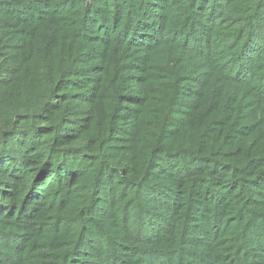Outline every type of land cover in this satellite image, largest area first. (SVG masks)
Masks as SVG:
<instances>
[{
    "label": "rangeland",
    "instance_id": "374dc122",
    "mask_svg": "<svg viewBox=\"0 0 264 264\" xmlns=\"http://www.w3.org/2000/svg\"><path fill=\"white\" fill-rule=\"evenodd\" d=\"M255 1L258 0H219L223 11L231 10L223 19L217 15L215 24L207 17L209 10L216 5L214 0H49L39 3L30 0L29 4L17 9L21 15H34L37 20L32 26L13 22L16 24L14 28L0 27V86L3 84L6 87L0 95V103L7 97L12 100V104L7 101L9 105L0 106L1 115L13 108L36 111L49 89L55 85L57 77L49 81L39 80L43 85L39 88H28L24 78H21L23 71L30 69L32 56H28V50L33 44L39 54H44L45 50L49 53L51 60L48 68H56L53 66L54 59L66 60L68 65L74 45L80 44L83 51L90 50L94 55L90 57L92 66L86 74L95 78L88 80V88L76 85L77 80L71 75H62L65 84L60 91L63 92H55L51 98L54 103L52 113L49 111L45 123L41 119L34 120V114H27L26 119L34 120L36 126L32 128L33 122L25 123L19 128L27 129L0 134V264L34 263L29 256L16 258L20 234H27L30 240V233L17 223L6 221L1 215L4 210L14 211L16 208L15 203L20 198V195L14 198L16 188L23 193L27 185L38 184L39 180L52 188L50 199H46L49 206L43 221L46 222L45 230L49 229L51 236H40L27 245L38 242L39 246H34L42 248L47 238L51 240L50 246L58 247L54 240L65 232L63 227H77L76 232L80 231V234L90 232L81 248L75 246L79 247L73 255L75 260L62 264L84 263L76 259L81 257L83 250L87 251L83 256L85 258L89 254L113 257L112 264H214L222 257L217 264H232L233 259L238 257L236 253H229L233 247L238 253L246 248L242 256L249 253L252 260L260 258L259 254L264 256L263 234H257L252 228L249 234L253 238H246L244 229L227 232L231 242L220 250L217 247L222 238L216 236L222 224L205 234L201 229L204 225L200 215L191 223L197 226L198 231L189 226L184 234H176L172 226L174 212L161 203L149 204L146 189L135 187V176H139L153 148L161 144L192 151L191 156L194 153L209 155L211 150L218 149L222 152L221 161L238 165L260 158L263 164L258 165L259 168L257 166L258 173L264 175V52L257 50L264 45V33L258 42L247 47L248 51L237 56L241 47L237 41L244 40L239 38V35L243 36L239 24ZM55 9L65 11L54 15L51 11ZM9 13L11 10L4 17H10ZM50 16L59 19L51 22ZM81 17L88 23L91 36L92 31L103 34V29L110 23L113 37L103 43L95 37L76 35L74 39L67 35L68 29H72L74 22ZM140 17L145 19V25L134 33ZM46 21L48 23L44 25ZM18 27L21 29L11 31ZM212 27H215L214 31L209 30ZM41 28L46 36H61L62 44L45 47L42 41L34 43ZM144 29L150 31L158 42L164 43L152 46L147 52L117 40V36L124 40ZM102 34H98L99 37ZM72 40L76 42L69 49L68 43ZM126 43L130 44V40ZM209 46L215 47L214 50ZM100 48L103 49L105 64L115 59L117 64L124 61L134 65L130 77L125 80L129 81L127 94H136L131 96L135 100L127 99L131 103L125 104L128 108H135V114L128 112L122 117L124 124L115 130L112 138L102 143L98 135L102 131L106 133V120H102L100 113L105 110L107 115L111 103L108 104L110 90L107 80H103L105 88L101 81ZM254 53L257 56L251 57ZM138 56L145 63L137 62ZM254 61L252 79L257 78V82L239 80V76L247 77L249 69H252L249 64ZM88 63L80 62L78 65L86 68ZM141 66L149 67L143 72L139 69ZM48 68L42 67L43 70ZM110 68L112 62L105 67ZM234 68L237 70L236 79ZM108 74L113 75V72L109 70ZM94 83L99 86H91ZM136 83H141L142 90H134ZM22 87L26 92L34 90L35 96L30 99L22 96ZM95 88L99 95L102 94L100 98L87 102L75 99L85 90L93 95ZM68 91L72 92L71 102H66ZM142 94L143 97H139ZM16 120L20 121L17 117L10 124ZM238 126L244 130L241 140L231 134ZM40 167L44 168L41 172L38 171ZM119 169L122 174H118ZM97 174L104 176L101 188L97 187L99 177L95 183ZM239 177L248 179L250 176ZM257 177L252 176L249 180L255 182L260 179L254 188L261 195L259 197H264V179ZM153 184L172 190L181 186L168 180H151L146 185L147 190L152 189ZM45 195L48 196L47 193ZM33 197L38 198L35 194L29 196L27 190L21 196L26 202ZM191 198L187 196L193 204L196 196ZM145 204L150 206L151 213L140 207ZM222 206L221 218L228 221L229 216L225 212L230 210ZM257 207L259 205L238 207L235 213L248 215L250 212L249 219H264V208ZM214 210V214L219 212V208ZM75 247L67 251L71 253ZM47 250L56 255L63 251ZM230 257L231 261L224 260Z\"/></svg>",
    "mask_w": 264,
    "mask_h": 264
},
{
    "label": "trees",
    "instance_id": "16d2710c",
    "mask_svg": "<svg viewBox=\"0 0 264 264\" xmlns=\"http://www.w3.org/2000/svg\"><path fill=\"white\" fill-rule=\"evenodd\" d=\"M3 3H0V27L4 25V28H14L16 24L19 22L22 24H25L27 26H32V24H35L37 18L34 15H28L23 16L20 13H18L17 9L22 7L25 4H29L30 0H0ZM34 1L32 3H39V2H45L49 0H31ZM216 2L215 7L212 10H209V13L207 15L208 19L211 20L212 24H215L214 18L218 16V18H224L228 15V12L231 10L229 9L228 12L223 11L224 9L220 8V4L218 3L219 0H214ZM231 1V0H229ZM264 0H258L255 1L254 6H250V10H248L245 13L244 20L240 21V33L243 34L241 37L239 35L240 39H244L243 41H237V43H241V47L238 49L237 55L238 57L242 55L243 52L248 51L247 47H250L254 44V42H258L260 38L263 37L264 33V4H262ZM51 3V2H50ZM3 8V10H2ZM11 10V13L8 14V18H5V13ZM65 9H55L51 11L54 15H59V12H63ZM54 12V13H53ZM11 18V19H9ZM51 22L59 19L56 16H50ZM13 22H16L14 24ZM82 20V17L76 22H74V26L72 29H68L67 35L75 39V36H90L95 37L97 41L107 43L110 38L113 36L111 35V24L107 26V28L103 29L102 33H94L88 30V23ZM48 21L44 25H46ZM238 23V22H237ZM145 25V19L139 18L137 21V25L134 28V33H137L140 31V28H143ZM6 26V27H5ZM98 26V25H97ZM134 25H132L133 27ZM213 29H209L211 31H214L215 27H212ZM21 27H18L16 29H11V31H17L20 30ZM86 29V32L84 31ZM31 30V29H30ZM109 30V31H108ZM102 31V30H101ZM144 29L138 34L133 35L134 37H128L127 39H122V37L117 36V40L121 42V44L133 47L137 50H144L147 52L150 51L152 46H159L162 45L164 42H158L156 39H154L153 35L150 34V31ZM98 34H102V37H99ZM119 35V33H118ZM133 38V42L132 41ZM215 36H213V39ZM73 39V40H74ZM212 39V40H213ZM70 41L68 43V48L70 49L76 41ZM95 40V39H94ZM130 40V44H127L126 41ZM44 42L45 47H47L50 44H54V46L58 45L60 46L62 44L61 36H46L42 28L40 29V33L36 35L34 43L38 42ZM157 41V42H155ZM74 42V43H73ZM166 42V41H165ZM176 43V42H175ZM177 44V43H176ZM190 47V46H189ZM211 47V50L213 51L215 47ZM67 48V45H66ZM105 47H103L104 49ZM103 49H98L100 51L101 57V63L100 67H102V77L101 81L102 84H105L104 81L105 78L107 80V85L109 88V109H107V115L105 110L100 113L102 116V120L106 123V133L103 131L98 135V139H100V143L103 141H106L110 138H112L115 130L120 127L122 124H124V121L122 120V117L127 116V113L135 114V108H128L125 106V104H129L131 102L126 101L127 99H132V95L136 94H127V90L129 89V81L125 79H128L131 74V68L134 66L133 64H129L128 62H120L117 64V60L111 61V59L108 61L107 64L103 61ZM187 49V48H186ZM209 48H207L208 50ZM259 52H264V45H262V48L257 49ZM145 54V53H143ZM28 56H32L31 58V65L29 70H24L22 73L21 78H24V82L26 83L27 87H35L38 88L40 86H43L42 83L39 81L41 79H45L49 81L50 79H55V85L54 87L50 88L48 91L47 96L45 95L43 102L41 105L37 106L36 111H23L18 110L16 108H13L11 110L6 111L4 114H0V134H13L16 132L22 131V129L26 128H19L20 126H23L25 123L33 122V126H36V123H34V120L41 119L42 123H45L44 120H46V116H48L49 111L52 113V105L54 104L51 102V98L53 97L55 92H63L60 91V88L65 84V78H63L62 75H71V78H74L77 80L75 82L76 85H82L85 87H88V80L94 79L95 77H92L91 75L86 74V70L90 68L92 65L90 63V57L94 56L92 54V51H83L80 48V44H75L73 51L70 53L71 59L69 60V64H66V60L63 59H54L53 66L56 68H48V62L50 63L51 58L49 57V53L45 50L44 54H39L36 50V47L33 45L30 46L28 50ZM257 56V53H254L251 57ZM250 57V58H251ZM237 59V58H236ZM240 59V58H239ZM136 61L140 62V64L145 63L143 59L140 58V56L136 57ZM80 62H89L88 67L83 68L80 67L78 64ZM112 62V68L105 69V67H108L110 63ZM254 63H250L249 66H252V69H249L247 77L239 76V80L241 81H251L254 82V84L257 82L256 79L253 81L252 74H253V66ZM86 64V63H85ZM67 65V66H66ZM42 67H47V70H43ZM149 66H141L139 69L141 71H145ZM56 69H59L56 71ZM221 69H223V66H221ZM12 70V69H10ZM113 72V75L108 74V71ZM149 71V70H148ZM233 72L235 74V79L237 78L236 72L237 70L234 68ZM54 73V75H52ZM229 78L230 75L227 74ZM14 77V79H16ZM14 82V81H13ZM96 84V83H94ZM91 85L98 87L99 84ZM10 86V85H9ZM6 88V87H5ZM4 85L2 84L0 86V95L2 94V91L5 90ZM89 88V87H88ZM142 90L141 83H136L134 90L136 89ZM96 93L92 92L88 93L87 90L84 91L82 94H78L75 99L77 102L81 101H90L95 100L98 97L100 98L102 96L99 95L98 90L93 89ZM22 96H28L30 99L32 96H35L34 90L29 91L22 87V93H20ZM68 98L66 102H71L70 98H72V92L68 91ZM139 97H143L142 95H139ZM135 100V99H132ZM7 101H9V104H12V100L7 97L3 99L0 103V106H6ZM134 102V101H132ZM62 111H66L62 110ZM61 111V112H62ZM40 113V114H39ZM34 114V120L30 121L29 119H26V115ZM19 118V120H16L13 124H10L15 118ZM67 117V115L65 116ZM101 120V118H100ZM101 120V122H102ZM103 124V122H102ZM63 126V125H61ZM31 128V129H32ZM206 133L208 132V126L205 127ZM239 140L242 139L244 130L242 129V126H238L236 128H233V133H231ZM0 135V136H1ZM108 144V143H107ZM109 146V145H106ZM192 151H187L184 149L179 148H173L167 144H161L157 145L153 148L152 152L150 153V156L145 160L143 164V169L141 170L139 176H135V187H140L146 189V200H148L149 204L152 203H161L164 206H166L167 209H170V212H174V217L172 220V226L176 229V234L179 235L184 234L186 230L189 229V226L191 228L195 229V231H198L197 226L192 225L191 223H194L196 219L198 218V215H200V220L203 222V227L201 228L205 234L211 233L212 230H215L217 228V225L222 224L221 227L218 229V234L216 237L219 239L222 238V242L218 245V249H225L226 246L231 242L227 238V232L233 229V232L240 231L244 229L246 238H253L250 234V228H252L257 234H263L262 237L264 238V219L256 220L249 219V214H237L235 213V210L237 208H253L256 205H259L257 208H264V197H259L261 195L257 194L255 190V186L258 184V180L255 182L250 181L249 178L252 176H258L257 178L264 179V175L258 173V168L261 164L260 158H252L256 159L258 161H251L252 159L246 160L245 164L243 162L242 165L238 164H231L228 162L221 161L220 152L217 150H211V153L209 155H204L200 153H194L193 156L190 154ZM143 162V161H142ZM250 163V164H249ZM176 164V165H174ZM250 165V166H247ZM259 165V166H258ZM258 166V168H257ZM99 173H100V166H98ZM44 168L40 167L38 171H42ZM118 174H122V170H118ZM136 175V173H134ZM242 176H250L247 177L248 179H244ZM100 175L97 174L95 183ZM30 177V176H29ZM103 174L98 179L97 187L101 188L103 183ZM155 182H162L163 180H168L173 183H179L181 186H178L176 190L172 189H163L162 186L158 187L157 185L153 184L152 189L149 188L147 190L146 185L151 180ZM236 180H239L238 183H236ZM130 182L129 180H127ZM39 183L33 184L31 186L26 187V190L29 192V196H32L35 194V196H38V198H31L30 201L26 202L23 198H21L22 195L26 193V190L23 193H19L18 189H15L14 198L20 195V198H18L17 202L15 203L16 208L13 210H4L3 215H1L6 221L8 222H14L17 223L19 226L23 227L24 230L30 233V240L29 236L27 234H20V240L18 241V254L16 255V258L26 257L29 256L33 264H44V263H51V264H62L61 262H68L75 260L73 258L74 253L81 248L83 243L85 242L86 236L90 233L89 231L82 232L80 234V231L76 232L78 229L77 227H70L66 228L63 227L62 229L65 231L62 236L59 238H55V244L58 247H52L50 246L51 240H48L47 238L44 239L47 241L42 248H36L34 245L39 246L38 242L36 244L30 245L27 243L33 239H36L43 235L51 236V233L48 230H45L44 225H46V222H43L46 220V214L45 211L48 210L49 202L46 199H50V190L52 189L51 186H48L47 183H43L42 181H38ZM247 182H250V184H246ZM140 192V191H139ZM48 194L46 196L45 194ZM187 196H196V200L193 201V204L191 203V200H187ZM236 197V198H235ZM191 198V199H192ZM262 198V199H257ZM196 203V205L194 204ZM217 203L215 206L216 208H219V212L214 214V204ZM34 204V205H32ZM224 205V206H222ZM14 206V207H15ZM193 208H192V207ZM221 206L222 208H225L229 211H226V216H229L228 221H223L221 218ZM145 212L151 213L150 206L145 204L144 206H140ZM54 208V207H53ZM188 208V209H187ZM186 210V211H185ZM0 211L1 206H0ZM185 211V214H184ZM181 215L178 221V216ZM62 226V224H61ZM245 227V228H244ZM47 231V233H46ZM54 236V235H53ZM210 236V235H209ZM213 236V235H211ZM261 237V238H262ZM212 239V238H210ZM210 243V240H209ZM79 246V247H75ZM258 246L259 245H253ZM75 247L71 253L67 251V249ZM48 248H52V250H57L59 252L63 249V251H60L58 255L55 253H52L51 251L47 250ZM62 248V249H61ZM232 248V247H231ZM47 251V252H46ZM246 251V248H243L242 251L240 250L239 253L237 252V249L234 247L232 248V251H229L230 254L236 253L238 254V257H235L236 259H233L232 264H264V256L259 254L258 257L254 260L250 258V254L247 253L244 256H242V253ZM23 252V253H22ZM38 252H43L38 254ZM87 252L86 250L81 251L79 259L82 260L84 263L80 262L81 264H112L114 258L113 257H101L99 255H92L89 254L87 257H83L84 253ZM22 253V254H21ZM242 256V257H241ZM262 256V257H261ZM92 259H88V258ZM223 258V257H222ZM214 263H220V259ZM231 257L224 259L225 261H228ZM67 264V263H66ZM119 264V263H116ZM165 264H174L171 262H167ZM187 264V263H185Z\"/></svg>",
    "mask_w": 264,
    "mask_h": 264
}]
</instances>
